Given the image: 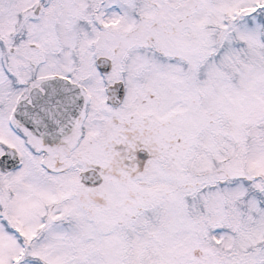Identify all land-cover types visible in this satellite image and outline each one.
Returning <instances> with one entry per match:
<instances>
[{
  "label": "snow or ice",
  "instance_id": "obj_1",
  "mask_svg": "<svg viewBox=\"0 0 264 264\" xmlns=\"http://www.w3.org/2000/svg\"><path fill=\"white\" fill-rule=\"evenodd\" d=\"M0 264H264V0H0Z\"/></svg>",
  "mask_w": 264,
  "mask_h": 264
}]
</instances>
